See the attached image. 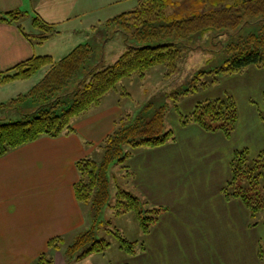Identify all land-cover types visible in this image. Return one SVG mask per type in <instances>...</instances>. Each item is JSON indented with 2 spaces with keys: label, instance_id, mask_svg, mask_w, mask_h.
<instances>
[{
  "label": "crops",
  "instance_id": "obj_1",
  "mask_svg": "<svg viewBox=\"0 0 264 264\" xmlns=\"http://www.w3.org/2000/svg\"><path fill=\"white\" fill-rule=\"evenodd\" d=\"M138 3L0 0V11L26 13L21 24L24 20L31 23L33 31L25 29L28 33H39L33 25L35 17L59 31L39 44L30 41L16 23H0V72L34 55L59 59L88 42L97 26L133 10ZM66 34L78 36L68 48L62 47ZM55 49L64 51L59 56ZM96 64L107 65L105 59ZM45 71L29 79L0 82V101L9 88L20 91L9 95L10 99L28 92ZM229 78L239 83L224 89L235 98L239 110L238 125L230 138L195 123L183 125L179 119L174 141L134 149L127 160L132 175L117 186L166 209L149 233L142 232V246L132 254L135 261L127 264H264L260 254L264 225H250L246 205L239 199L227 200L222 192L231 177L234 152L248 148L256 155L264 150V119L258 103L260 99L264 102V67L250 66ZM117 91L108 92L98 105L74 118L73 131L57 137L43 135L0 155V264H35L48 251L51 238L62 235L65 244L87 227L90 208L78 202L74 191L79 180L76 162L86 157L101 161V142L116 121L130 113ZM218 97L208 95L207 99ZM66 248L51 251L53 264H71Z\"/></svg>",
  "mask_w": 264,
  "mask_h": 264
},
{
  "label": "trees",
  "instance_id": "obj_2",
  "mask_svg": "<svg viewBox=\"0 0 264 264\" xmlns=\"http://www.w3.org/2000/svg\"><path fill=\"white\" fill-rule=\"evenodd\" d=\"M25 15L20 10L0 11V23H16L30 41L39 44L59 32L54 25L35 17L33 25L39 33H28L21 24ZM258 18L263 20L259 32L231 43V56L215 69L218 74H236L250 66L264 67V0H139L133 10L107 22L108 25L117 23L125 35L126 49L114 63L87 68L94 48L91 43L84 42L59 59L52 55H34L0 72V82L7 84L32 78L46 69L28 92L0 103V111L17 108L29 100L34 107L18 120L0 122V155L43 135L57 137L73 131V119L98 105L104 95L115 90L127 77L134 74L144 76L158 65L166 66V77L173 76L178 71L187 38L212 28L238 29ZM81 71L83 75L76 87L68 91L70 81ZM207 84L204 83L205 86ZM149 106L145 109L148 110ZM169 107L164 104L151 116L145 113L136 117L130 113L123 115L100 144L102 160L86 157L76 162L79 172L74 188L76 199L89 206L95 217L109 199L108 173L112 164H120L123 177H130L132 172L127 160L134 149L154 148L175 140L173 129L167 127ZM261 116L264 119L263 112ZM180 119L183 125L195 123L206 131H221L230 138L238 125L239 110L235 98L227 93L223 97L199 102L190 114L182 115ZM222 192L227 200L239 199L246 205L251 216L250 225H264V150L256 155L251 154L248 148L236 150L231 160V177ZM117 197L113 206L115 212L135 211L144 234L149 233L166 210L162 206L150 205L148 200L121 186H118ZM260 214L263 216L258 219ZM117 235L122 249L129 254L137 252V245L142 246V242L129 241L120 233ZM64 242L62 235L51 238L48 251L42 253L35 264H53L50 252L60 249ZM89 243L91 246L81 254L79 250ZM109 245L106 240H97L94 230H90L81 233L67 246L65 253L69 261L77 260L103 252Z\"/></svg>",
  "mask_w": 264,
  "mask_h": 264
},
{
  "label": "rangeland",
  "instance_id": "obj_3",
  "mask_svg": "<svg viewBox=\"0 0 264 264\" xmlns=\"http://www.w3.org/2000/svg\"><path fill=\"white\" fill-rule=\"evenodd\" d=\"M258 19L245 23L238 29L212 28L205 33H197L187 38L182 47L183 50L178 62V71L173 76H165L164 71L166 72L167 69L165 65H158L151 68L145 76L134 74L118 84L116 88L119 90L117 91L118 98L127 107V110L133 117L144 113L151 116L159 107L168 104L170 107L167 114V127L168 129H173L176 134L178 132V120L182 115H188L184 113L194 110L199 102L207 99L208 95L212 97L226 96V93H224L226 85L234 88L239 84L229 78L233 74H218L215 72V69L222 66L231 56L229 50L231 43L239 41L242 37H246L250 33L259 32L263 20ZM23 24L27 31H33L31 23L24 20ZM89 31L92 32V28ZM101 32H105V36ZM94 33L88 41L92 44L94 51L86 67L90 68L97 65L96 63L102 61V59H105L107 65L114 63L115 58H118L114 57V54L117 53V56H119L126 49L124 33L120 30L117 23H112L108 26L105 22L97 26L96 32ZM76 38H78L77 34L64 35L65 41L62 47L68 48V44H72ZM63 51L64 49L56 50V54L61 56L60 54ZM189 55L192 56L189 57ZM201 72H204V74H201ZM82 75L83 71L70 81L67 88L68 91L71 92L74 90ZM205 82L208 83L207 86L204 85ZM6 92L9 93L6 94ZM6 92L2 95L1 98L4 99H1L0 102H7L10 100L9 95L16 94L20 91L9 88ZM69 100L70 102L72 101L71 94ZM258 103H261L260 106L264 113V102L260 99ZM146 106H149L148 110L145 109ZM18 107L1 110L0 122L18 120L23 114L31 112L34 108L30 100L19 104ZM123 173L120 164H112L108 173L110 179L108 202L96 217L91 211H88V224L82 231L84 233L94 230V235L97 240H106L110 245L103 252H95L91 258L84 259L87 256L81 258L80 261L82 262L80 264H127L135 261L132 254L130 255L122 249L121 241L117 233H120L129 241L138 240L139 242L142 236V229L136 217V212L128 211L117 214L113 207L118 200L117 183L122 185L124 182ZM262 216L260 214L258 219ZM80 234L73 236L71 241L67 240L63 248L76 241ZM262 241V245L260 246L262 252L260 254L261 257H264V239ZM90 246L91 243L87 244L79 252L82 254ZM137 251L139 250L137 249ZM51 254L52 252H50ZM76 261H79V259L71 260V264H76ZM248 264L250 263L248 262Z\"/></svg>",
  "mask_w": 264,
  "mask_h": 264
}]
</instances>
